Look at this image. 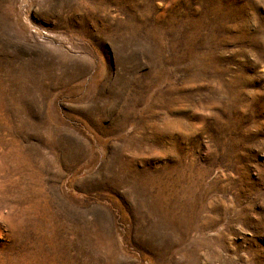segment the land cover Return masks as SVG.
I'll list each match as a JSON object with an SVG mask.
<instances>
[{
	"label": "rangeland",
	"instance_id": "obj_1",
	"mask_svg": "<svg viewBox=\"0 0 264 264\" xmlns=\"http://www.w3.org/2000/svg\"><path fill=\"white\" fill-rule=\"evenodd\" d=\"M0 264H264V0H0Z\"/></svg>",
	"mask_w": 264,
	"mask_h": 264
}]
</instances>
